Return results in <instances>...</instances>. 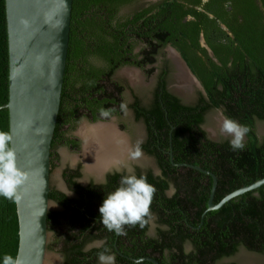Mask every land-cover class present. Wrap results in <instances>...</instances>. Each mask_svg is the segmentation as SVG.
I'll list each match as a JSON object with an SVG mask.
<instances>
[{"label": "trees", "instance_id": "trees-1", "mask_svg": "<svg viewBox=\"0 0 264 264\" xmlns=\"http://www.w3.org/2000/svg\"><path fill=\"white\" fill-rule=\"evenodd\" d=\"M135 1L72 0L51 166L58 158V147L79 148V139L70 134L79 120L108 119L100 116L101 107L115 108L112 116L123 112V84L113 78L115 71L124 65L143 67L152 63L164 45L178 50L203 85L207 98L200 95L195 104L186 105L163 90L148 108H141L137 101L130 105L135 118L145 125L146 140L141 148L155 157L160 169L157 175L150 170L143 173L157 189L151 205L156 215L155 236L146 234L149 223L144 228L125 226L124 236L108 231L100 223L99 208L107 193L114 191L127 174L107 173L103 183L90 179L82 185L77 181L81 176L78 164L62 172L75 197L50 187L49 199L62 209L47 212V231L52 235L46 247L57 248L63 254V264H98L101 248L84 250L86 244L98 239H104L105 249L116 255V264L133 263L117 250L133 257L152 256L159 264H217L241 247L264 254V184L217 209L206 210L212 178L194 168L173 165L168 154L170 145L173 162L192 163L215 174L214 203L228 192L264 177V137L259 138L255 131L256 120L264 121V0H232L242 19L236 26L228 24L233 37L221 44L207 39L217 62L206 59L198 41L201 32L208 35L211 21L201 9L202 0H158L128 15L119 13ZM139 43L143 45L136 52ZM7 100L5 0H0V130L5 131L8 110L3 105ZM215 107L250 128L243 150L233 151L227 139L207 138L201 124L204 113ZM170 188L173 192L167 196ZM185 242L191 243L190 250L185 249ZM17 248L16 205L0 197V264L4 254L16 256ZM137 264L152 263L143 260Z\"/></svg>", "mask_w": 264, "mask_h": 264}, {"label": "water", "instance_id": "water-1", "mask_svg": "<svg viewBox=\"0 0 264 264\" xmlns=\"http://www.w3.org/2000/svg\"><path fill=\"white\" fill-rule=\"evenodd\" d=\"M71 8L72 0H5L8 100L3 106L8 110V131L14 137L18 166L30 176L21 189L22 200L15 203L18 220L16 255L20 256L22 264H49L46 262L49 261L46 219L51 201L48 197L50 148L65 72ZM23 21H27V25ZM187 73L192 78L188 69ZM95 123L107 124L103 120L94 121L93 125ZM118 133L125 137L122 132ZM79 136L83 152L84 139L80 133ZM168 154L173 165L194 168L212 178L206 210L217 209L231 198L264 184V177H261L228 192L214 203L215 174L192 163H175L172 152ZM82 162L85 167L83 159ZM115 163H110L106 169ZM131 259L159 264L152 257Z\"/></svg>", "mask_w": 264, "mask_h": 264}, {"label": "flooded vegetation", "instance_id": "flooded-vegetation-1", "mask_svg": "<svg viewBox=\"0 0 264 264\" xmlns=\"http://www.w3.org/2000/svg\"><path fill=\"white\" fill-rule=\"evenodd\" d=\"M232 2H233L232 0H202L203 6L201 7V9L207 15V17L209 19H211V21L208 20V22H210V25L209 26L207 25L208 26V35L205 36L204 33L201 32L199 35V38H198L200 47H203L205 49V52L207 55V57H206L207 60L210 58L211 60L217 62V58L213 55L212 48L210 47L207 39L213 38V39H215L216 42H218V44H221L220 42H223V43L227 42L228 43V41L233 37L232 30L230 29L228 24H232V25L236 26V22L242 20L241 15L238 12V9H236V3L233 4ZM256 2L259 5V7L262 9L260 2H258V1H256ZM196 8H199V7H196ZM261 11H262V14L264 15V10L262 9ZM142 45L143 44L141 43L139 48L136 50V52L140 49V47H142ZM174 54H177L178 57L181 58V60L185 64L184 66L186 68L183 65L182 66L186 70L188 69L192 75V78L190 77L192 80V84H193L191 89L187 90V89H184L183 86H181L182 81H181V79H179L177 64L173 60ZM139 58H140V56H139ZM121 68H131V69H135V70L138 69L140 72L143 71V73H145L146 75H149V76L153 75V73H154L153 78L150 79V81L147 83V85L145 87L146 89H141L140 86L138 85L139 81H136L134 79H133L134 83H136L137 85H136V87L135 86L133 87L132 85H130L131 84L130 82L132 79L129 78V76L125 75V74H124L125 76L123 77V80H124L123 91H124V89L125 90L127 89L130 91V93H129L130 94V102L128 103L130 115H131L132 119H134L137 122H140L143 129H144V132H143L144 137H143L142 141L139 143L140 147H141V144H143L146 140V130H145L144 122L141 119L135 118L134 110L130 107V105L132 103L137 101L138 105L141 108H144V107L148 108V107H150V104L156 98H158L160 96L159 94L162 93L163 90L177 96L179 98L180 102L182 104H186V105L195 104L198 101L200 95H202L205 99L207 98L206 97V91H205L203 85L201 84V82L199 81V79L191 71V69L187 65L186 61L182 58V56L178 52V50L170 44L164 45L159 50V52L155 56V60L152 63H146L143 65V67H139V66H135V65H124V66H121L120 68H118L117 70H119ZM150 69H151V71L148 73V70H150ZM216 111H218L219 113L217 114ZM213 113H216L218 115V117L221 119H224L226 117L223 114L222 108H220V107L210 108L204 113V121L202 122L201 127L205 131L207 138L212 139L214 141H222V140H226V139L230 141V139H231L230 136H227V135L222 134L220 132V127L218 125V119L219 118L213 116ZM219 121H222V120L219 119ZM92 122H94V121H92ZM258 122L264 123V121L256 120V122H255L256 134L259 138H261L259 136V134L261 133L262 129L258 125ZM213 132H217L215 134L216 137H212ZM124 135H125V137H127L126 134H124ZM245 139H246V137H245ZM127 140H128V138H127ZM170 140L171 139L169 136V141ZM81 141H82V139H81ZM79 147L81 148L80 143H79ZM141 150L143 153H145L146 155H148L149 157H151L153 159V162L158 169L157 173H155L151 167H148V165L143 160L136 159V160H131L129 162L128 161L126 162L127 157H125L123 159V163L121 162L120 165H119V163L118 164H116V163L112 164L110 167H108L106 170H104L100 174L92 172L94 177H92V175L88 176L90 178H88V180L85 183L79 182V180H78L79 178L77 179V181L79 183H81L82 185L87 184V182L90 179H92L93 182H95V183H103L106 179V174L112 173V172H117L116 171L117 168L120 169L119 173L125 172L126 174H129V169H131L135 174V170L137 171L136 168H138V170L141 174L147 172L148 170H150L155 175L159 174L160 169L158 167V164H157L155 157L147 154L142 148H141ZM170 151H171V146L169 145L168 152H170ZM126 163H128V164H126ZM80 165H82V163ZM80 173H81L80 178H82V176L85 174V167L83 168V165H82V170L80 169ZM87 175H89V174H87ZM172 192L168 193V191H167L166 195L169 196L172 194ZM75 196L76 195L74 193L73 197H75ZM156 226H157L156 215L153 214V219L149 222V226L147 228L146 234L148 236H155ZM113 245L115 247V250H117V248H116L117 246L114 243H113ZM94 247L95 248L96 247L101 248L99 253L104 252L105 247H106L104 239L94 240V241L86 244L84 247V250H89L90 248H94ZM184 247L186 250H190L191 249V243L185 242ZM117 253L120 254L121 256L125 257L126 259L132 261L133 262L132 264H137L139 262V261L134 262L131 259V258H139V257H133V256H130L127 254H122V253H120L119 250H117ZM59 254L61 256V259H60L61 264H63V254L61 252ZM110 254H114V253H110ZM92 255L95 256L94 253ZM240 256H241V259L244 261H246V259H248V258H246L247 256H245V254H241ZM142 257H152V256H142ZM224 258H227V257H224ZM224 258L218 260L216 263L217 264L227 263L225 261H222ZM141 261H143V260H141ZM97 262H98V258H97ZM228 262H235L237 264V262L233 261V260L228 261ZM116 263H117V261H116V255H115V264ZM258 264H264V262L258 263Z\"/></svg>", "mask_w": 264, "mask_h": 264}, {"label": "clouds", "instance_id": "clouds-1", "mask_svg": "<svg viewBox=\"0 0 264 264\" xmlns=\"http://www.w3.org/2000/svg\"><path fill=\"white\" fill-rule=\"evenodd\" d=\"M27 25V21H23ZM120 109L125 110L126 104L121 103ZM115 108L101 107L99 114L102 118H110ZM250 128L240 124L237 120L225 117L220 126V132L230 136V147L233 151L243 150L245 137ZM142 150L139 144L129 148L130 160L139 159ZM120 171L119 168L116 169ZM29 173L18 166L17 153L14 147V137L11 131L0 130V197L14 203L23 198L21 190L29 181ZM157 189L150 184L147 176L139 177L129 169V174L121 177L119 186L107 193L102 206L99 208L100 223L117 236L126 235L125 226L139 225L144 228L152 219L151 205ZM98 264H115V255L109 254L108 249L97 254ZM2 264H22L19 255L4 254Z\"/></svg>", "mask_w": 264, "mask_h": 264}, {"label": "rangeland", "instance_id": "rangeland-1", "mask_svg": "<svg viewBox=\"0 0 264 264\" xmlns=\"http://www.w3.org/2000/svg\"><path fill=\"white\" fill-rule=\"evenodd\" d=\"M156 1H158V0H136L135 2L122 7L119 13L121 15H128L133 10L138 9L141 6H145L148 3L156 2ZM139 46H140V44L136 45L135 51L139 48ZM124 74L128 75L129 78L132 79V80L130 79L131 80L130 85H132L133 87L134 86L136 87V85H137L136 83H134V80L139 81L138 85L140 86L141 89H146L145 87H146L147 83L154 76V73H153V75L149 76V75H146L145 73H143V71L140 72L138 69L135 70V69H131V68H121L114 73L113 78L120 81L123 84V86H124L123 77L125 76ZM129 93H130L129 90L124 89L123 94H122L123 103L126 104V109L123 110V112L120 115H113L110 118L103 120V121H105V123H107V124H111L117 132H120V133L122 132L123 134H126V136H127L126 138H128V142H129L131 148H134L137 144H139L142 141V139L144 137V133H143L144 129H143L141 123L132 119V117L130 115V110L128 108V105H129L128 103L130 102V94ZM216 113L218 114L219 112L216 111ZM216 113H213V116L219 118ZM219 119L223 120L221 118H219ZM219 119H218V125L220 127ZM258 125L262 129L259 136L264 137V123L258 122ZM85 126H93V122L86 119V118H82L81 120H79L76 123L75 127L70 131V134L76 136L79 139L80 146H82V141L80 139L81 137L79 136V133L82 135L81 129ZM94 126H96V123ZM216 133L217 132H213L212 137H216L215 136ZM82 138H83V135H82ZM81 149H82V147L81 148L79 147L78 149H70L66 146H60L57 148L56 152H57L58 158L56 160H54V162H53L54 165L50 167V187L52 186V187H54L60 191H63L71 197L74 196V193L68 187L65 178L62 176V172L66 167H68L69 169H74L75 167H77L78 164H81V163H82L83 168H84V164L82 162V159L84 161V150L82 152ZM126 157H127L126 162L131 161L128 156H126ZM123 159L116 162V164L119 163V165H120L121 162L123 163ZM139 159L143 160L148 165V167H151L154 170L155 173L158 172V169L155 166L153 159L151 157H149L148 155H146L145 153L142 152V156ZM126 164H128V163H126ZM82 165H81V170H82ZM85 167H86V165H85ZM86 171H87V169H86ZM86 171H85V174L82 176V178L78 179L79 182L85 183L88 180V178H90V177H88L90 175H92V177H94L92 172L87 171V173H86ZM88 172H90V173H88ZM87 174H89V175H87ZM172 191H173V189L170 188L168 190V193H170ZM61 209H62V207L60 205H58L56 202H54L52 200L50 201L48 210H58L59 211ZM51 235H52L51 232H48L47 242L49 241ZM59 253L60 252H58L57 248H53V249L47 248V257H48L49 261H46V262H48L49 264H61V261H60L61 256ZM241 254H245V256H247L246 258H248V259H246V261L250 262L251 264H258V263L264 262V254L254 252V251H249L243 247H241L237 253H235L234 255H232L230 257L224 258L222 261L228 262V261L233 260V261H236L237 263L246 262V261L241 259V256H240Z\"/></svg>", "mask_w": 264, "mask_h": 264}, {"label": "bare ground", "instance_id": "bare-ground-1", "mask_svg": "<svg viewBox=\"0 0 264 264\" xmlns=\"http://www.w3.org/2000/svg\"><path fill=\"white\" fill-rule=\"evenodd\" d=\"M173 57L177 64L179 79L182 81L181 86L187 90L191 89L193 84L186 72V67L179 60L177 54H174ZM219 122L221 126L222 121ZM81 133L85 141L83 150L87 171L100 174L110 163L118 162L128 156L131 146L127 138L119 134L111 124L85 126L81 129Z\"/></svg>", "mask_w": 264, "mask_h": 264}]
</instances>
